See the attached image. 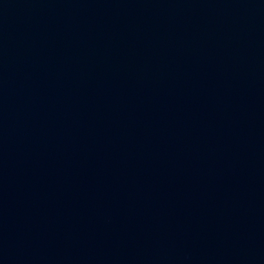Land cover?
<instances>
[{"label":"water","instance_id":"obj_1","mask_svg":"<svg viewBox=\"0 0 264 264\" xmlns=\"http://www.w3.org/2000/svg\"><path fill=\"white\" fill-rule=\"evenodd\" d=\"M0 264H264V0H0Z\"/></svg>","mask_w":264,"mask_h":264}]
</instances>
